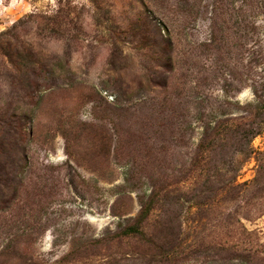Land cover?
<instances>
[{"label":"rangeland","instance_id":"obj_1","mask_svg":"<svg viewBox=\"0 0 264 264\" xmlns=\"http://www.w3.org/2000/svg\"><path fill=\"white\" fill-rule=\"evenodd\" d=\"M0 264H264V0H0Z\"/></svg>","mask_w":264,"mask_h":264}]
</instances>
